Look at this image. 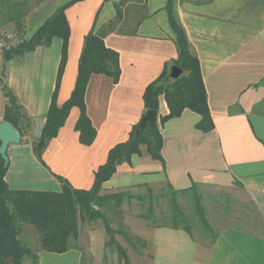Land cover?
<instances>
[{"label":"crops","instance_id":"1","mask_svg":"<svg viewBox=\"0 0 264 264\" xmlns=\"http://www.w3.org/2000/svg\"><path fill=\"white\" fill-rule=\"evenodd\" d=\"M69 1L32 3L24 37ZM121 2L125 3L119 15ZM169 5L198 56L214 127L198 128L201 115L190 108L161 123L169 107L164 94L159 95L163 160L142 146L117 165L103 192L147 188L156 182L178 190L194 184L222 188L240 192L264 224V0H78L68 6V57L56 91L57 104L62 106L73 93L85 38L92 30L104 31L106 46L118 53L121 73L117 82L104 73L91 74L85 107L96 130L93 141L81 140L77 128L81 109L73 106L57 136L47 143L43 160L33 142L43 131L57 88L63 39L55 36L49 45L5 62L3 51L22 39L14 24H7L6 36L0 30V72L30 119L29 128L21 123V141L8 148L5 179L11 188L60 191L63 181L78 189L92 187L110 149L127 141L141 121L147 86L165 69L169 80L182 75L180 68L178 77L169 78L178 57ZM3 82L0 123L8 103ZM86 230L83 244L62 253L40 250L38 261L29 264H126L106 246L104 224H88ZM208 233L211 241L205 243L183 228L145 222L137 228V236L148 242L147 249L138 257L128 252L130 264H264V231L235 224L215 231V239Z\"/></svg>","mask_w":264,"mask_h":264},{"label":"trees","instance_id":"2","mask_svg":"<svg viewBox=\"0 0 264 264\" xmlns=\"http://www.w3.org/2000/svg\"><path fill=\"white\" fill-rule=\"evenodd\" d=\"M40 1L42 0H0V28L13 23L16 33L22 37L15 45L3 51L5 62L22 56L37 46L49 45L55 36L63 39L57 88L53 94L43 131L33 142V149L37 157L43 160L42 155L47 143L57 136L73 106H79L81 109V116L77 123V128L81 132V140L86 144L93 141L96 130L91 126L85 107L89 79L93 73H104L112 76L117 82L121 68L118 53L107 47L104 42V31L95 32L92 30L85 38L73 93L67 102L59 106L56 100V91L67 63L70 35V26L65 10L78 0H70L60 6L38 30L26 38L24 37L26 33L25 17L31 10L32 3ZM124 3L117 4L119 15L121 14V5ZM168 9L178 46V57L174 63L184 73L176 79L169 80L165 69L155 81L150 83L144 93L146 110H158L159 95L164 94L169 113L160 117L161 123L181 115L185 108H190L201 115L197 127L209 131L214 127V124L198 56L191 50L187 33L172 6L169 5ZM3 91L8 98L4 119L11 122L22 133L21 123L29 128L30 119L23 111V106L19 104L15 94L4 82ZM140 122L134 127L127 141L118 143L110 149L108 159L96 171L94 183L90 189L74 188L66 181L62 182L60 191L13 189L5 179L9 163L7 164L5 159L0 157V264L36 263L40 250L65 252L73 246L71 239L79 236L81 222L84 223L87 220L93 222L98 219L103 221L109 236L106 246L110 247L115 244L119 257L126 264H130L126 249L115 240L114 235L117 231L106 214V210L120 209L125 199L128 201L139 200L144 209L139 214L140 217L154 220L156 222L154 226L183 228L192 233L191 218L181 206L179 198L189 196L191 192H194L193 213L205 225V230L213 234V239L216 238L215 231L211 229L207 221L205 208L200 200L201 196L197 193L200 186L196 184L180 190L169 186L170 192L167 197L171 206L163 224L157 223L158 218L154 206L156 197L152 194L151 189L148 194H133L130 190L101 193L103 183L116 172L117 165L122 161H128L134 153L140 152L141 144L146 145V150L153 158L163 160L161 154L163 138L158 121L155 124H148L140 134H137L136 129ZM29 229L38 236L37 249H33L23 239L24 232Z\"/></svg>","mask_w":264,"mask_h":264},{"label":"rangeland","instance_id":"3","mask_svg":"<svg viewBox=\"0 0 264 264\" xmlns=\"http://www.w3.org/2000/svg\"><path fill=\"white\" fill-rule=\"evenodd\" d=\"M6 26L7 25H4L0 28L4 36L8 34ZM0 60H2V58H0ZM183 73L184 71H182V74ZM2 80V73L0 72V81ZM142 146L146 147V145L141 144L140 150ZM103 189L104 183L102 185L101 193H104ZM149 189L152 190V194L156 197L154 206L156 217L158 218L157 223L163 224L166 221L165 217L169 214V208L171 206V202L167 197L170 188L166 182H156L147 188H133L130 192L133 194H148ZM197 193L201 196L200 200L205 208L207 221L213 231L235 224L248 227L249 229H255L257 231H264V224L261 223L254 207L241 195L240 192H232L222 188L200 187ZM193 196L194 192H191L189 196L180 197L179 202L187 215L191 218L192 230L195 235L203 238L205 243H209L211 241V234L205 230V225H203L200 219L194 215L195 213H193ZM143 211L142 203L137 199H132L131 201L125 199L120 206V209L106 210V214L110 219L113 228L117 231L114 235L116 242L126 249L127 253L129 252V254H132L134 257H138L141 250L145 248L147 249L148 245V242L145 239H141L137 236V228L139 226L143 227L145 222H147L149 226L156 225L154 220H147L140 217L139 214ZM82 223L83 222H81L79 236L71 239L73 245L83 244L86 238V228L88 224L100 225L103 224V221L101 219L93 222L87 220V222ZM23 239L25 242L29 243L33 249H37L38 236L34 231H31L30 229L25 231ZM109 248L118 253L115 244Z\"/></svg>","mask_w":264,"mask_h":264},{"label":"water","instance_id":"4","mask_svg":"<svg viewBox=\"0 0 264 264\" xmlns=\"http://www.w3.org/2000/svg\"><path fill=\"white\" fill-rule=\"evenodd\" d=\"M181 73V70L178 66H175L169 76V78L178 77ZM158 120V111L155 109L146 110L142 121L140 122L138 128L136 129V133L140 134L141 131L148 124H155ZM21 141V133L20 131L13 126V124L9 121H2L0 123V157L5 159L6 163H9L8 156V148L12 143H19Z\"/></svg>","mask_w":264,"mask_h":264}]
</instances>
